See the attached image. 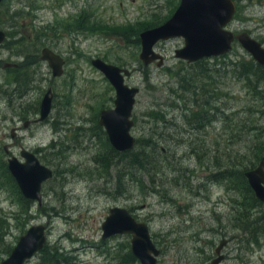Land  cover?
I'll use <instances>...</instances> for the list:
<instances>
[{"label":"rangeland","instance_id":"rangeland-1","mask_svg":"<svg viewBox=\"0 0 264 264\" xmlns=\"http://www.w3.org/2000/svg\"><path fill=\"white\" fill-rule=\"evenodd\" d=\"M238 2L239 10L228 27L236 32L248 30L264 42V0ZM24 3L32 8L24 9ZM179 4L180 0L0 2V28L14 31L0 47V155L4 154V160L10 156L4 144L13 141L12 128L20 126L12 153L23 159L19 145L22 142L54 170L53 177L43 183L41 203L31 200L29 212L33 214L26 218V203L0 158V217L6 218L0 226V263L32 224L43 223L47 225L44 246H59L65 252L61 255L76 260L75 264H121L131 250L132 235L102 236V222L110 207L121 205L148 222L152 238L161 248L157 264H209L225 234L231 237L223 248L227 264H264V233H259L256 242L247 225L235 228L228 222L220 229L214 218L215 213L229 215L228 205L220 202L227 191L214 180L220 167L216 161L224 159L234 168L238 182L233 192L238 205L235 210L240 212V203L246 201L248 190L244 191L241 176L244 166L249 167L256 160L252 135L264 132V112H257L264 106V81L260 93H256L249 89V81L236 75L235 61L248 65L255 60L238 40L230 51L196 62L175 55V48L184 45L183 36L160 40L155 48L166 54L165 64H145L140 59L141 30L167 20ZM12 12L16 17L11 18ZM19 12L26 15L19 17ZM83 12L95 21V29L69 31L63 27ZM11 19L21 27L11 26ZM34 25H49L48 34L39 45L34 42ZM125 26L127 29L121 30ZM23 37L27 40L16 43ZM45 45L66 57L63 75L54 77L48 61L31 53L37 49L41 53ZM98 56L135 68L126 77L128 84L140 89L131 115V132L136 138L133 149L147 142L162 148L154 154L152 174L141 169L135 170L137 176L132 177L130 170L136 164L127 163L121 154L125 151L113 146L99 122L100 110L114 106L116 91L105 73L92 63ZM6 61H21L23 71L30 72L28 78L34 77L17 86L12 97L14 107L8 104L6 87L12 84H6L5 77L15 74L4 66ZM50 86L54 91L50 115L25 127L26 119L39 117L31 110L40 104ZM215 105L220 108L218 118L208 124L207 131L192 129L195 113ZM232 112L235 114L230 115ZM255 124L258 127L249 131V126L253 128ZM53 141L56 146L46 149ZM104 153H109L112 162L101 158ZM261 210L264 214L263 205L257 207L255 214L261 215ZM207 226L213 228L205 229ZM39 253L25 264H40ZM133 260L126 263L142 264L139 259Z\"/></svg>","mask_w":264,"mask_h":264},{"label":"water","instance_id":"water-1","mask_svg":"<svg viewBox=\"0 0 264 264\" xmlns=\"http://www.w3.org/2000/svg\"><path fill=\"white\" fill-rule=\"evenodd\" d=\"M236 11L235 0H180L179 6L167 20L141 30L140 59L145 64L157 60L161 65L164 62L163 55L156 50V43L183 36L184 45L176 48L175 55L188 61L226 53L237 39L259 63L264 65L263 42L248 30L236 32L228 27ZM6 37V30L0 28V46ZM40 58L48 61L53 76L64 73L66 59L52 47L44 46ZM92 63L105 73L116 91L114 106L100 110L99 122L116 149H131L136 143V138L131 132L134 123L131 115L140 89L138 86L128 84L126 77L131 75L135 68L118 65L100 56L94 57ZM53 99L54 91L50 86L41 99L40 116L37 120H44L50 115ZM21 156L24 160L15 154L8 157L9 170L24 196L41 203L43 183L53 177L54 171L41 161L35 151L27 147L21 149ZM246 175L255 195L264 202V155L257 166L246 171ZM102 229L103 238L116 234H132L131 248L134 255L142 264H157L161 249L152 238L148 222L137 219L127 207L111 206L102 222ZM46 231V224H32L0 264H25L44 246L47 240ZM226 242V238L221 240L216 247L218 255L210 264H219L224 258L221 249Z\"/></svg>","mask_w":264,"mask_h":264},{"label":"trees","instance_id":"trees-1","mask_svg":"<svg viewBox=\"0 0 264 264\" xmlns=\"http://www.w3.org/2000/svg\"><path fill=\"white\" fill-rule=\"evenodd\" d=\"M236 1H237V4H239L238 0H236ZM26 6H30V8H32L31 4H29V3H24L22 5V7L24 9L26 8ZM239 7H240V5H238V10H239ZM0 11L3 12V10H0ZM18 14H19V17H22V16L26 15L25 13H21V12H19ZM11 15H12L11 18L16 17L14 12H12ZM9 22H10L11 26H13V27H21V24H19L18 22L12 21V19ZM153 25L149 24L147 27H150V26H153ZM95 26H96L95 21L92 22L90 20V18L88 17V13L87 12H83V13L77 15L76 17H74L72 20L67 21L64 24L63 27L64 28L66 27V29L69 30V31H73V30L74 31H80L82 29H95L96 28ZM127 27L128 26H125L124 29H121V30H126ZM48 29H49V25L48 26H37V25H34V30H35L34 31V38L36 39L34 42L37 45H39L41 43L40 40L41 39L43 40L45 38V35L48 34L46 32V30H48ZM9 30H7V38H6V40L11 36V33L14 32V31H11V30L9 31ZM59 30H60V28H59ZM25 38L26 37H23L22 39L18 38V41H16V43H18L20 40L23 41ZM136 39L139 42V38H136ZM26 40H27V38H26ZM8 41H9V39H8ZM38 50L39 49L35 50L36 53L35 52H31V53H33L34 56L37 57V59H38V54H40V51H39V53H37ZM234 70L236 72V75H238L241 79H246V82L249 81V89L255 91L256 93L257 92L260 93L259 92V87L261 86L262 81H264V65L263 64L259 63L256 60L249 61L248 65H246L245 63H241L239 61H235ZM28 77H31L30 72H28V71L25 72L24 71V73H23V78H24L23 82L24 83L25 82L28 83V82L31 81L30 79L28 80ZM182 90H186V88L182 89ZM20 93H22V91ZM259 97H262V96H257L256 98L258 99ZM207 102H209V100ZM249 111H251L253 113L254 112L253 107L249 106ZM222 112L225 113L224 111H222ZM257 112H264V106L259 107L257 109ZM233 114H235V113L232 112L230 115H233ZM225 115L228 116V114H225ZM208 116L209 115L206 114V113H202L200 115H195L194 116V120L192 122H193V124H195V123L196 124H201L205 120L209 119ZM249 117H250V115H249ZM97 125L99 127H101L99 125V122H97ZM257 127L258 126L256 124L254 125L253 128L249 126V131H251L254 128H257ZM238 133H239V131H238ZM262 134H264V132ZM262 134L256 132L251 137L252 141H253L252 147L254 148L255 155L257 154V156H256V160L254 162H253L254 159L251 161V163L249 164V167L244 166V169H243L244 172H246V170L249 169V168L255 167L256 161L257 162L260 161L262 156L264 155V135L262 136ZM249 140H250V136H249ZM55 146H56V143L53 141L46 147V149L47 148H53ZM111 148L114 149L112 146H110V149ZM133 148L127 149V150H120V151H125L123 153H121L119 151H117L115 153L124 154L125 155V159L127 160V163L136 164L130 170V173H131L130 175L132 177L133 176H137V173H135V170L139 171L141 169H143L145 172H147L149 174H152V166L155 164V163H153V161L155 159L154 158V154H156L155 152H156L157 148H159L160 151L162 150V148H160L157 144H154V143L151 144L150 142L149 143L148 142L144 143L143 145L139 143L138 147H135V149H133ZM112 152H114V151H112ZM108 154L109 153H104L105 157L104 156L101 157L107 163L110 162V161L112 162L111 157ZM238 155H239V153H238ZM0 158H1V160H3L4 163H6L3 166L6 174L11 178L12 184L17 189V191L20 193L21 198L24 199V203H26L25 209L23 211L27 212V216H25V217L29 218V216H32L30 214H33V213H31V211L29 212L31 199L26 198L23 195V193L21 192V190L19 188V185L17 184L15 178L13 177L12 173L10 172V170L8 168L7 160H4V154L3 153H1ZM238 162H239V164L243 163L242 161H238ZM216 163L220 166L219 168H220V171H221V174H220L221 177L223 175H225V173H227V172H232V170L234 169L228 164L229 162H225L224 159H223V161H220V162L216 161ZM227 164H228V166H225ZM241 177L243 178V184L245 186V189L249 188L248 195H247V198H249V231H251L252 239L254 241H256V242H259V237H260L259 233H264V214H262V210H261V213H260L261 215H256L255 212H256V209H257V207L259 205H263L264 206V202L261 201L255 195V192H254L251 184L248 182L247 177L243 176V175ZM136 179L138 181L139 180L142 181V179L140 177H137ZM153 181H154V179H153ZM243 204L245 206L247 204V200ZM246 216H247V211H246V209H244L241 212V217L243 218V220L241 221V225L242 226L247 225ZM4 222H6V218L0 217V226H3ZM1 240H3V236L2 235H0V241ZM4 243L5 242H2L1 244H4ZM11 250H9V251L11 252ZM62 253H65V252L63 250H61L59 246L58 247H53V248L44 246L40 250V253H39V255H41L40 256L41 257L40 264H75L77 262L76 260H74V262L71 261L68 255H61ZM126 255H132V257H134V254L130 250L126 253ZM133 259L134 258H132L130 260L132 261Z\"/></svg>","mask_w":264,"mask_h":264},{"label":"flooded vegetation","instance_id":"flooded-vegetation-1","mask_svg":"<svg viewBox=\"0 0 264 264\" xmlns=\"http://www.w3.org/2000/svg\"><path fill=\"white\" fill-rule=\"evenodd\" d=\"M260 40V39H259ZM236 41V40H235ZM234 41V42H235ZM234 42H233V46H234ZM263 42V41H262ZM264 43V42H263ZM1 47V46H0ZM181 47V46H180ZM178 48V47H177ZM157 50V49H156ZM175 50H176V48H175ZM175 50H174V52H175ZM157 51H159V50H157ZM162 55H163V63L161 64V65H159L158 64V61L157 60H155V61H153V62H151V63H156V65L157 66H163L164 64H165V61H166V54L165 53H163L162 51H159ZM40 57V56H39ZM65 57V56H64ZM66 58V57H65ZM188 61V60H187ZM197 60H195V61H188V62H196ZM36 62V61H35ZM66 62H67V60H66ZM150 64V63H149ZM8 65V66H7ZM4 66L5 67H9V72H12L13 71V73L15 74L13 77H11L10 75H7L6 77H5V80H6V84H8V85H10V84H12V85H10V88L9 87H6V89H7V91H9L8 92V97H10V102L8 101V104L12 107L13 106V99H12V97L15 95V91H16V89H17V86L18 85H20L21 84V82H23L24 81V78H23V73H24V71H23V68H24V64L21 62V61H6L5 63H4ZM26 72V71H25ZM34 72H35V70H34ZM64 74V73H63ZM62 74V75H63ZM32 79V81L34 80V77L33 78H30V80ZM28 80H29V78H28ZM13 84H15V85H13ZM32 87L30 86L29 87V89H31ZM28 89V90H29ZM40 104H41V102H40ZM40 104L39 105H37L36 106V108L35 109H32L31 111H33V112H35V113H40ZM14 107V106H13ZM189 108V107H188ZM189 109H191V108H189ZM28 111H29V109H27ZM191 110H193V109H191ZM36 111H38V112H36ZM220 111V108H218L216 105L214 106V107H210V109H208V111H206L204 108H203V112H201L200 114H202V113H206V114H208L209 116H208V120H205L204 122H202L201 124H192L193 125V127H191L192 129H195V128H197V129H201V128H203V129H205V131H207L206 129H207V127H208V124L210 123V122H213L214 120H215V117L217 116V114H218V112ZM35 113H33V114H35ZM195 114H197V115H200L199 113H195ZM37 118H32V119H26L24 122H23V125L25 126V127H29V125H30V123L31 122H36V121H39V120H37L38 119V116H36ZM11 118H13V119H15L14 118V115L12 114V116H11ZM217 118H218V116H217ZM19 128H21L20 126L18 127H13L12 128V137H13V141H11V142H9V143H5L4 144V149H5V151H7V152H9L11 155L12 154H14V153H12V150H11V147L12 146H14L15 145V143H16V137H17V132H18V130H19ZM19 145L21 146V149L23 148V147H25L24 146V144L22 143V142H20L19 143ZM6 146L8 147V149H6ZM34 151V150H33ZM36 152V151H35ZM20 153H21V150H20ZM24 159V158H23ZM220 174H221V171H220V168H219V172L218 173H215L214 175H215V177H214V180L217 182V183H220V184H222L223 186H224V190L225 191H227V193H226V195L224 196V198L223 199H220V202L221 203H225L226 204V206L228 205V207H229V215H226V214H224V213H215L214 214V218H216L217 219V221H218V226L216 227V228H220V229H222V227H225L226 226V224L229 222H232V224H234L233 225V227H237L238 225H241V221L243 220V218L241 217V212L244 210V209H246V211H247V216H246V218H247V230H248V232H249V198H247V197H245L246 198V200H247V204L244 206V204L243 203H240L242 206H244V207H241V210H240V212L238 211H236L235 209H236V207L238 206L237 205V203H234V200H236V198L233 196L234 195V191L238 188V186H237V184H238V182L236 181V177H234L235 176V173L234 172H227V173H225V175H223L222 177L220 176ZM243 176H246L247 177V175H246V173L244 172V174H243ZM248 179V178H247ZM248 182H249V180H248ZM241 188L244 190V187L243 186H241ZM249 191V188L248 189H245L244 191ZM234 206H235V208H234ZM234 208V214L232 213V209ZM133 213V212H132ZM133 215L137 218V219H139L140 220V218L137 216V214L134 212L133 213ZM206 228H209V230L210 229H212L213 228V226H207V227H205V229ZM221 233H224L225 232V229L224 230H221L220 231ZM224 238H226L227 239V242L224 244V246H223V248L225 247V245H227L230 241H231V237L228 235V234H225L221 239H220V241H219V243H218V245L220 244V242H221V240L222 239H224ZM154 242L156 243V241L154 240ZM131 244V243H130ZM156 245L158 246V244L156 243ZM217 245V246H218ZM131 246V245H130ZM216 246V247H217ZM159 247V246H158ZM216 247H215V255H213V257H212V259L215 257V256H217L218 254L216 253ZM160 248V247H159ZM223 248L221 249V252L223 253V255H224V258H222L221 259V261L219 262V264H227V259H228V256H227V253L226 252H224L223 251ZM161 249V248H160ZM130 251H132V248H131V250ZM132 253H133V251H132ZM134 254V253H133ZM160 255V254H159ZM132 258H134V259H136L135 261H137L138 260V258L134 255V257H132V255H127V258L125 259V257H124V259H123V261H122V263L121 264H127L126 263V261H129L130 259H132ZM159 258V257H158ZM211 259V260H212ZM134 261V260H133ZM133 261H129V263H132ZM140 261V260H139ZM210 264V263H209Z\"/></svg>","mask_w":264,"mask_h":264},{"label":"bare ground","instance_id":"bare-ground-1","mask_svg":"<svg viewBox=\"0 0 264 264\" xmlns=\"http://www.w3.org/2000/svg\"><path fill=\"white\" fill-rule=\"evenodd\" d=\"M8 66V65H7ZM259 86V85H258ZM189 96V95H188ZM213 169V168H212Z\"/></svg>","mask_w":264,"mask_h":264}]
</instances>
